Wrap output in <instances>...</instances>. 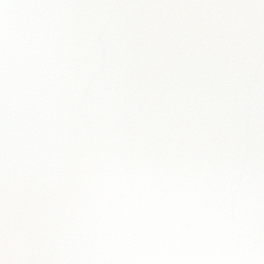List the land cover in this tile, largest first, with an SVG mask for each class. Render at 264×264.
<instances>
[{
  "label": "snow or ice",
  "instance_id": "snow-or-ice-1",
  "mask_svg": "<svg viewBox=\"0 0 264 264\" xmlns=\"http://www.w3.org/2000/svg\"><path fill=\"white\" fill-rule=\"evenodd\" d=\"M0 264H264V0H0Z\"/></svg>",
  "mask_w": 264,
  "mask_h": 264
}]
</instances>
